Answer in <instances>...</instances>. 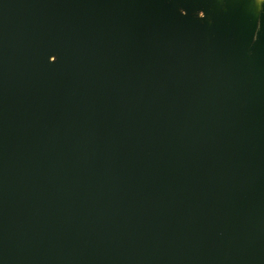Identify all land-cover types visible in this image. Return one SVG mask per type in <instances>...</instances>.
Segmentation results:
<instances>
[{
    "label": "water",
    "instance_id": "95a60500",
    "mask_svg": "<svg viewBox=\"0 0 264 264\" xmlns=\"http://www.w3.org/2000/svg\"><path fill=\"white\" fill-rule=\"evenodd\" d=\"M212 1L0 0V264H264V6Z\"/></svg>",
    "mask_w": 264,
    "mask_h": 264
},
{
    "label": "bare ground",
    "instance_id": "6f19581e",
    "mask_svg": "<svg viewBox=\"0 0 264 264\" xmlns=\"http://www.w3.org/2000/svg\"><path fill=\"white\" fill-rule=\"evenodd\" d=\"M263 0H258V3L253 9L252 14L248 17L245 18V21L250 27L254 28L258 24V20L260 17V9H263ZM218 11H225L224 8V0H213L212 3L210 4L209 7V14H208V19L207 22L210 24L211 22V14L213 12H218Z\"/></svg>",
    "mask_w": 264,
    "mask_h": 264
},
{
    "label": "rangeland",
    "instance_id": "374dc122",
    "mask_svg": "<svg viewBox=\"0 0 264 264\" xmlns=\"http://www.w3.org/2000/svg\"><path fill=\"white\" fill-rule=\"evenodd\" d=\"M227 1H228V0H224V8H225V11H226V4H227ZM248 1H251V3H248L247 5L245 4V5H244V8H243V11H242V12H243L242 15H243L245 18L248 17V16H250V15L252 14L253 9H255V7H256V5H257V3H258V0H248ZM233 2H234V1H233ZM263 4H264V0H263ZM229 5H230L231 7L234 6L232 3H229ZM261 10H262V9H260V14H261ZM198 16H199L200 19L205 18L204 13H199Z\"/></svg>",
    "mask_w": 264,
    "mask_h": 264
}]
</instances>
